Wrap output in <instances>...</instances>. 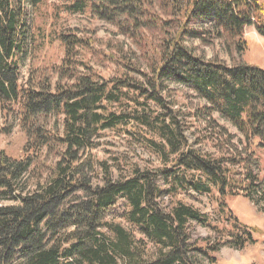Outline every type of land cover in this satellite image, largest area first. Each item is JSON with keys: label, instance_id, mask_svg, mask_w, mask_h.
Returning <instances> with one entry per match:
<instances>
[{"label": "trees", "instance_id": "obj_1", "mask_svg": "<svg viewBox=\"0 0 264 264\" xmlns=\"http://www.w3.org/2000/svg\"><path fill=\"white\" fill-rule=\"evenodd\" d=\"M43 2L0 0V114L12 113L26 136L22 156L0 149V264H216L223 245L255 242L258 229L233 215L223 197L240 189L255 199L258 177L248 169L237 179L232 159L193 149L161 93L167 82L191 89L247 143L263 147L264 68L206 58L187 42L214 35L230 53H243L246 27L264 38V0H67L68 12L88 11L130 39L149 71H140L133 48L128 57L120 46L122 66L142 79L103 77L79 57L89 42L62 30L55 35L64 48L60 63L31 67L22 83L20 69L39 44L33 13ZM107 130L132 133L170 165L134 168L115 180L91 154ZM42 154L57 159L43 181L42 168L33 169ZM213 189L220 194L215 220L176 199L181 191ZM120 199L125 208L113 215ZM193 223L214 235L192 241Z\"/></svg>", "mask_w": 264, "mask_h": 264}, {"label": "rangeland", "instance_id": "obj_2", "mask_svg": "<svg viewBox=\"0 0 264 264\" xmlns=\"http://www.w3.org/2000/svg\"><path fill=\"white\" fill-rule=\"evenodd\" d=\"M66 1L44 0L39 10L33 13L32 29L39 44L20 69L21 82L26 81L31 67L49 69L60 63L64 55V48L55 39V35L62 30L75 33L89 42V45L79 49V57L84 63L90 64L99 75L119 77L122 72H126L129 76L142 79L138 73L135 74L124 68L122 57L117 54V49L122 46L123 52L128 57L132 56L130 49L133 48L136 57L138 56L141 61L139 62L141 63L140 71L147 73L149 71L146 67L147 60L134 48L131 40L119 34L112 24L99 19L88 11L84 13L68 12L64 6ZM189 26L201 29L200 31L209 28V25L204 22H192ZM212 36L205 34L206 40L203 42L197 38H190L187 43L206 58L217 56L228 65H232L236 61L264 68V38L256 32L254 26H248L244 30L247 45L246 50L241 54L234 51L230 53L224 41ZM115 57L118 58V62ZM167 84V88L161 93V100L177 112L178 120L183 128L186 127L184 133L188 144L201 153H211L216 157L224 155L228 159H232L235 163L227 162V165L233 170L231 173L237 179H245L248 169L259 179L255 199L247 198L240 189H238L239 194L223 197V201L233 215H236L246 225L258 229V232L254 234L256 241L243 248L223 245L215 254L216 264H264V146L256 147L247 143L243 135L230 122L217 112L209 111L205 102L198 98L191 89L172 82H167ZM150 107L156 111L160 110L153 102ZM0 127V149H4L15 157L22 156L26 136L21 130L18 120L12 113L6 116L0 114ZM7 129L9 131L5 133L4 131ZM91 154L95 161H103L107 165L115 180L121 174H129L134 168L157 171L169 163L153 147L148 146V143L138 142L132 133L120 130L104 131ZM41 158L44 163L34 160L33 169L36 173L37 169L42 168L40 180L43 181L57 159L53 155L45 154H42ZM93 181L97 182L98 178ZM165 199L167 203L169 200ZM176 199L192 205L201 213H206L212 220L217 219L216 209L220 200L217 189L204 195H198L191 190L181 191L176 195ZM124 205V199H120L111 209V213L119 216L125 208ZM118 216H115L114 221L131 229V226ZM190 231L192 241L214 235L209 228L196 223L192 224ZM135 236L137 238L139 234L136 233ZM226 237L228 236H225V239ZM150 250L153 252L154 247Z\"/></svg>", "mask_w": 264, "mask_h": 264}]
</instances>
